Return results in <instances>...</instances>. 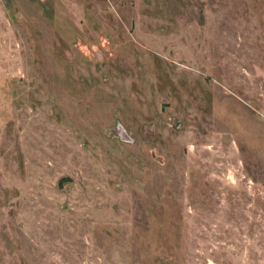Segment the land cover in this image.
I'll return each instance as SVG.
<instances>
[{"label":"rangeland","instance_id":"374dc122","mask_svg":"<svg viewBox=\"0 0 264 264\" xmlns=\"http://www.w3.org/2000/svg\"><path fill=\"white\" fill-rule=\"evenodd\" d=\"M0 264H264V0H0Z\"/></svg>","mask_w":264,"mask_h":264}]
</instances>
